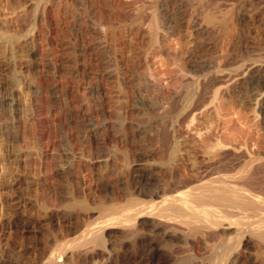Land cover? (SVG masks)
<instances>
[{
    "label": "rangeland",
    "instance_id": "obj_1",
    "mask_svg": "<svg viewBox=\"0 0 264 264\" xmlns=\"http://www.w3.org/2000/svg\"><path fill=\"white\" fill-rule=\"evenodd\" d=\"M197 1L0 0V264L64 250L68 264H210L226 244L103 228L149 202L142 169L167 188L264 153V0ZM207 11L229 12L227 26L207 27ZM211 138L226 167L205 156ZM89 228L102 243L82 250ZM237 264H264V246L250 240Z\"/></svg>",
    "mask_w": 264,
    "mask_h": 264
},
{
    "label": "bare ground",
    "instance_id": "obj_2",
    "mask_svg": "<svg viewBox=\"0 0 264 264\" xmlns=\"http://www.w3.org/2000/svg\"><path fill=\"white\" fill-rule=\"evenodd\" d=\"M205 1L207 0H198L197 3H204ZM230 17L229 12H223L218 15L216 12L207 11L205 12L203 20L208 24H206L207 27L209 26L211 28L220 25L222 28H225ZM151 19V25L149 29L146 30H148L152 41L157 40L159 42V21L156 12L153 13ZM137 28H139V26ZM204 30L206 31V29ZM122 125L123 124L120 126ZM214 142L215 140L212 141L210 146L207 145L208 147L206 150L204 149L206 153H204V151L203 153L209 160H214L215 163L218 157L222 158L227 155L228 152L225 151L228 148H225L226 146L224 147V144H221L218 140L216 141L217 143ZM181 149L180 146L174 147L170 159L176 161L177 158L181 157ZM232 150L237 154L240 153L238 151L236 152L234 148ZM182 158L183 157H181V159ZM248 158L244 166L245 168L238 172L232 174H222L221 172L222 175H216L218 177L215 176L214 180L205 178V181L202 180L204 177L198 179L196 177V179H194V176L191 174L193 178L189 177L188 179L186 178L187 180L181 181V177L179 179L180 181L178 180L179 182L167 188H165L166 186L163 187L162 184L161 187V180L151 178L152 176H150L148 171L142 169L140 173H138L140 177L144 179L143 181L146 180L149 185H153L156 188L153 192L151 191V194L149 193V202L138 205L134 203L136 198H132L133 200H129L130 203L127 206L125 205L126 207L114 209V212L118 211V216L107 219L103 223V228L106 226H110L111 228L115 227L117 229L122 228L134 235L139 232L140 227L143 228L142 224H144L151 226L164 236L172 238L176 236H184L188 239H190V237L195 238L196 236L203 239L225 238L227 241L221 250L217 251V249L213 247L214 251H212V256L214 260L211 261L210 264H237L241 257V248L250 240L258 241V243L260 242V244L264 246V153H258ZM224 159L225 157L221 160H223V165L226 167L225 161L227 160L224 161ZM220 163L217 162L219 165ZM175 180L177 181V179ZM173 181L171 183H173ZM129 195H131V193ZM157 197L160 198L159 201L156 200ZM80 209L87 210V205L81 204ZM100 228L98 230L89 228L86 233L87 235H85V233V237L82 235L83 237L76 244V247L84 250L87 249L90 244L100 243L102 239V230ZM61 253H63V251ZM59 254V252L54 251V253L46 259L44 264H68L64 261L69 256L68 251L64 250L63 255ZM157 257L151 254V256L147 258L146 264H165L163 261L164 258L160 259V257L158 259Z\"/></svg>",
    "mask_w": 264,
    "mask_h": 264
}]
</instances>
